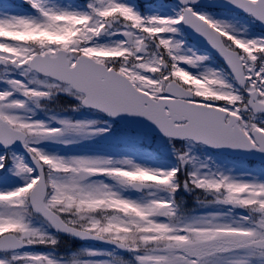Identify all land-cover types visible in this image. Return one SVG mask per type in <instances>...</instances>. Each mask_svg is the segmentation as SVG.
<instances>
[{
	"label": "snow or ice",
	"instance_id": "1",
	"mask_svg": "<svg viewBox=\"0 0 264 264\" xmlns=\"http://www.w3.org/2000/svg\"><path fill=\"white\" fill-rule=\"evenodd\" d=\"M0 264H264V0L0 5Z\"/></svg>",
	"mask_w": 264,
	"mask_h": 264
}]
</instances>
